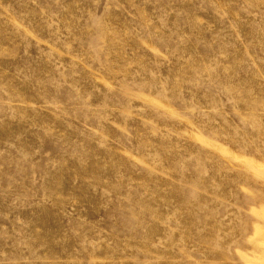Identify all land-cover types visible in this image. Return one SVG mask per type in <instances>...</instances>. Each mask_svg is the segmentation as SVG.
<instances>
[{"label": "rangeland", "instance_id": "obj_1", "mask_svg": "<svg viewBox=\"0 0 264 264\" xmlns=\"http://www.w3.org/2000/svg\"><path fill=\"white\" fill-rule=\"evenodd\" d=\"M0 264H264V0H0Z\"/></svg>", "mask_w": 264, "mask_h": 264}]
</instances>
